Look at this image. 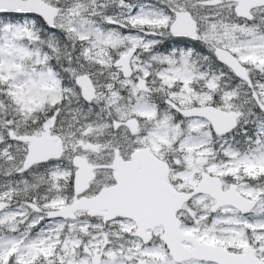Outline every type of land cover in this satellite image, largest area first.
<instances>
[{
    "label": "snow or ice",
    "instance_id": "6c2138e0",
    "mask_svg": "<svg viewBox=\"0 0 264 264\" xmlns=\"http://www.w3.org/2000/svg\"><path fill=\"white\" fill-rule=\"evenodd\" d=\"M0 264H264V0H0Z\"/></svg>",
    "mask_w": 264,
    "mask_h": 264
}]
</instances>
